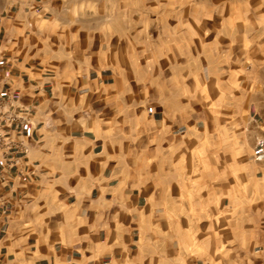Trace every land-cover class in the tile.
<instances>
[{
    "label": "crops",
    "instance_id": "0c3cea01",
    "mask_svg": "<svg viewBox=\"0 0 264 264\" xmlns=\"http://www.w3.org/2000/svg\"><path fill=\"white\" fill-rule=\"evenodd\" d=\"M68 10L62 0H0V75L9 73L15 104L35 105L27 156L0 184V264H143L163 243L160 233L175 236L180 219L193 221V211L217 213L216 244L243 246L231 248L233 260L264 264V188L230 191L226 205L225 191H171L163 184L171 170L152 173L158 181L148 183L125 166L98 105L126 99L128 81L117 70L128 67L131 44L106 40L107 48L102 41L96 48V30ZM73 22L81 26L67 28ZM65 58L72 62L65 66ZM153 78L160 85L159 74ZM165 115L159 109L154 121ZM259 133L254 151L264 159V127ZM151 158L158 162L159 155ZM210 197L216 207H209ZM188 225L197 229L190 238L212 237ZM230 227L232 238L224 240Z\"/></svg>",
    "mask_w": 264,
    "mask_h": 264
},
{
    "label": "rangeland",
    "instance_id": "374dc122",
    "mask_svg": "<svg viewBox=\"0 0 264 264\" xmlns=\"http://www.w3.org/2000/svg\"><path fill=\"white\" fill-rule=\"evenodd\" d=\"M62 1L68 15L86 18L82 27L96 30V48L106 40L131 44L125 53L128 67L117 70L128 81L126 99L98 105L127 168L138 169L148 183L158 181L152 173L166 176L171 170L163 180L171 191H225L226 205L230 191H263L264 159L255 156L254 147L264 127V0ZM73 23L67 28L81 26ZM71 49L67 44L68 56ZM36 51L33 59L39 61ZM62 62L66 66L72 60ZM158 74L160 85L152 82ZM159 109L166 115L155 122ZM157 154L158 162L152 163ZM210 199L209 207H216L217 198ZM216 214L190 212L193 221L180 219L175 236L161 232L163 243L143 264H244L230 254L242 245L216 244L221 240ZM189 223L212 237L190 238L197 229H189ZM231 232L230 227L223 239H231Z\"/></svg>",
    "mask_w": 264,
    "mask_h": 264
},
{
    "label": "built area",
    "instance_id": "2783aa9c",
    "mask_svg": "<svg viewBox=\"0 0 264 264\" xmlns=\"http://www.w3.org/2000/svg\"><path fill=\"white\" fill-rule=\"evenodd\" d=\"M11 85L9 73L0 75V184L7 182L14 169L19 168L26 158L31 137L26 131L35 105L19 106L9 97ZM153 112V106H149Z\"/></svg>",
    "mask_w": 264,
    "mask_h": 264
}]
</instances>
